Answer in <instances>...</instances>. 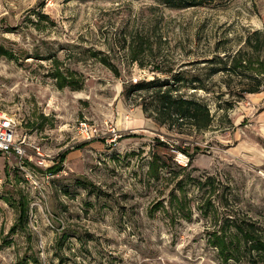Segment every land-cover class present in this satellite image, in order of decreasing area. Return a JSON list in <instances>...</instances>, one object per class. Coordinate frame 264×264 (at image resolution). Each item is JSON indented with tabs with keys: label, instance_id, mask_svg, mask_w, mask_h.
Returning a JSON list of instances; mask_svg holds the SVG:
<instances>
[{
	"label": "rangeland",
	"instance_id": "374dc122",
	"mask_svg": "<svg viewBox=\"0 0 264 264\" xmlns=\"http://www.w3.org/2000/svg\"><path fill=\"white\" fill-rule=\"evenodd\" d=\"M0 47V110L48 156L29 178L0 154V264H264L209 239L235 219L264 234V0H0ZM143 82L205 104L209 129L156 122Z\"/></svg>",
	"mask_w": 264,
	"mask_h": 264
},
{
	"label": "trees",
	"instance_id": "16d2710c",
	"mask_svg": "<svg viewBox=\"0 0 264 264\" xmlns=\"http://www.w3.org/2000/svg\"><path fill=\"white\" fill-rule=\"evenodd\" d=\"M160 4L168 8L173 9H184V8H194L199 6H209L214 0H157ZM258 34V33H256ZM260 34V33H259ZM258 34V35H259ZM0 47V55H4ZM104 64L105 60H102ZM245 68L242 66L241 60L239 58H234L230 70L236 74L237 68ZM248 68V67H246ZM249 69V68H248ZM240 78L248 79L247 74L237 73ZM251 77V76H250ZM179 82L178 79H175ZM255 82V83H254ZM253 84L247 86L244 90L245 94H258L260 88L263 86L262 80H254ZM154 83L143 82L141 84L132 85V91H143L153 88ZM166 85L159 84V90L154 93L152 97V109H149L147 105L143 104V111L154 112L156 115V122L160 124L169 125L173 124H188L190 127L197 131L208 130L212 121V117L209 110L205 104H201L195 99H185L183 97L174 94L176 89L166 88L162 91L163 87ZM157 86L154 88H158ZM153 103L155 105H153ZM230 108V107H229ZM150 117V115H149ZM67 153H63L60 157V163L47 170V172L55 175L61 171L64 159ZM190 161L192 156L190 155ZM6 168V167H5ZM19 216L18 220L21 222L26 219L29 214V207L25 201L18 202ZM227 227L211 233L209 239L211 245H213L218 253L219 259L223 262H228L229 260H241V258H251L256 257L264 263V234L256 226V223L247 219H235L227 220ZM208 239V240H209Z\"/></svg>",
	"mask_w": 264,
	"mask_h": 264
},
{
	"label": "built area",
	"instance_id": "2783aa9c",
	"mask_svg": "<svg viewBox=\"0 0 264 264\" xmlns=\"http://www.w3.org/2000/svg\"><path fill=\"white\" fill-rule=\"evenodd\" d=\"M136 83L137 79H133ZM79 132L85 139H90L96 132L92 131L86 123L80 124ZM0 154L4 157H14L16 163L23 173L32 178V172L29 169L26 171V161L33 163L36 167L43 169L47 166V155L41 151V148L31 139L28 134L17 133V122L6 112L0 110ZM176 163L186 168L189 164V158L182 152L176 151L174 153Z\"/></svg>",
	"mask_w": 264,
	"mask_h": 264
}]
</instances>
